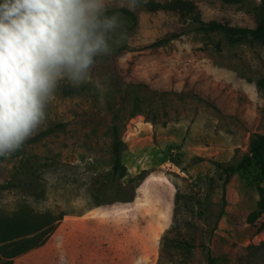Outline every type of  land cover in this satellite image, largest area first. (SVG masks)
Masks as SVG:
<instances>
[{"label": "rangeland", "instance_id": "1", "mask_svg": "<svg viewBox=\"0 0 264 264\" xmlns=\"http://www.w3.org/2000/svg\"><path fill=\"white\" fill-rule=\"evenodd\" d=\"M142 1L173 0H141L123 45L97 58L88 83L62 82L41 130L0 158V221L34 229L24 246L35 247L12 264H264L258 172L226 183L218 171L264 148V44L231 43L192 14ZM186 1L204 22L259 20L261 0ZM167 36L177 38L146 48ZM116 126L127 167L118 180Z\"/></svg>", "mask_w": 264, "mask_h": 264}, {"label": "clouds", "instance_id": "2", "mask_svg": "<svg viewBox=\"0 0 264 264\" xmlns=\"http://www.w3.org/2000/svg\"><path fill=\"white\" fill-rule=\"evenodd\" d=\"M141 0H0V158L23 149L49 118L62 82L79 88L97 58L126 40L123 14Z\"/></svg>", "mask_w": 264, "mask_h": 264}, {"label": "trees", "instance_id": "3", "mask_svg": "<svg viewBox=\"0 0 264 264\" xmlns=\"http://www.w3.org/2000/svg\"><path fill=\"white\" fill-rule=\"evenodd\" d=\"M227 3H238L241 0H223ZM146 8L151 12L158 11H170L179 14H192L195 19V23L198 25V30L204 32H221L224 33L231 43H240L246 40H252L264 44V0H261L259 7V20L255 27H237L227 23L219 21L204 22L196 12V5L193 2L186 0H173L171 2H145L142 1ZM112 11H119L123 14V17L131 20L132 22L137 21L136 14L126 8L113 9ZM177 36H167L161 38L146 46L147 49H158ZM264 85V80L260 81V86ZM140 108L138 107V111ZM53 129H49L43 132L40 136L51 133ZM115 140H114V178L115 180L123 179L127 175V167L124 165L122 160V149L124 143L121 139L119 128H114ZM247 168H255L258 174L255 176L257 184L263 185L264 187V148L254 149L251 154H246L242 161L237 165H225L222 163L218 164V171L222 177L225 178L226 183L230 181L233 175L246 170ZM7 185L0 186V190L7 189ZM34 234V229L25 222L22 221H0V264H12V259L32 247H25L26 238L29 235ZM9 250V251H8ZM209 264H217L216 257L210 255Z\"/></svg>", "mask_w": 264, "mask_h": 264}, {"label": "crops", "instance_id": "4", "mask_svg": "<svg viewBox=\"0 0 264 264\" xmlns=\"http://www.w3.org/2000/svg\"><path fill=\"white\" fill-rule=\"evenodd\" d=\"M71 241V246H75L77 244V242L80 241V235L77 233V231H74L73 232H69L68 234V242ZM69 246H70V243H69Z\"/></svg>", "mask_w": 264, "mask_h": 264}]
</instances>
